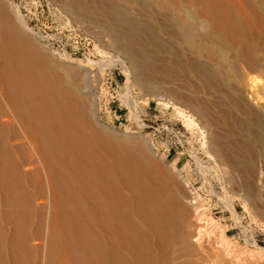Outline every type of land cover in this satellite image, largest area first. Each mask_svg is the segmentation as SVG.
<instances>
[{
  "label": "bare ground",
  "instance_id": "1",
  "mask_svg": "<svg viewBox=\"0 0 264 264\" xmlns=\"http://www.w3.org/2000/svg\"><path fill=\"white\" fill-rule=\"evenodd\" d=\"M62 1L125 59L101 66L202 124L233 217L236 184L264 220V0ZM28 32L0 0V264H264L142 139L96 123L85 63L55 61Z\"/></svg>",
  "mask_w": 264,
  "mask_h": 264
},
{
  "label": "rangeland",
  "instance_id": "2",
  "mask_svg": "<svg viewBox=\"0 0 264 264\" xmlns=\"http://www.w3.org/2000/svg\"><path fill=\"white\" fill-rule=\"evenodd\" d=\"M7 1L12 10L19 11L32 31L28 32L30 37L40 50L46 54L53 53L55 61L79 59L86 64L90 86L87 93L94 95L95 120L99 126L114 130L119 135L126 134L129 139H142L156 164L172 170L180 181L189 182V190L194 192L201 211L223 228L222 234L226 238L223 237L237 251L243 252L238 253L264 249V229L256 227V224L264 226V220L254 215L243 191H239L235 184L231 189L233 192H227L236 218L223 202V178L210 158L205 139L199 131L202 124L198 120L190 117L195 124L188 127L184 121L187 114H178V110L163 99V92L157 91L160 99L152 98L144 94L140 87L130 82L126 84V75L119 64L101 66L107 58L125 59L100 39L98 27L76 17L64 7L62 0ZM126 88L133 99L128 105L121 98ZM173 163L175 172L171 169Z\"/></svg>",
  "mask_w": 264,
  "mask_h": 264
},
{
  "label": "built area",
  "instance_id": "3",
  "mask_svg": "<svg viewBox=\"0 0 264 264\" xmlns=\"http://www.w3.org/2000/svg\"><path fill=\"white\" fill-rule=\"evenodd\" d=\"M256 227H257L259 230H261V228L264 229V226H261V225H259V224H258V226H257V224H256Z\"/></svg>",
  "mask_w": 264,
  "mask_h": 264
}]
</instances>
